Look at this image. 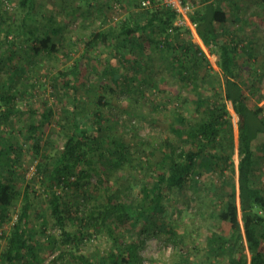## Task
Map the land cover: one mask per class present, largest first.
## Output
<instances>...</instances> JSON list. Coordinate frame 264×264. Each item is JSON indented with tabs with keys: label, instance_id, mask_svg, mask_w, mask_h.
Segmentation results:
<instances>
[{
	"label": "trees",
	"instance_id": "trees-1",
	"mask_svg": "<svg viewBox=\"0 0 264 264\" xmlns=\"http://www.w3.org/2000/svg\"><path fill=\"white\" fill-rule=\"evenodd\" d=\"M144 1L147 0H119L120 4L132 6L135 10L121 20L117 28L94 33L88 47L99 43L110 47L118 64L121 67L125 64L126 68L141 73L143 77L140 85L153 87L154 92L156 87L149 72L156 61V54L167 53L173 59L179 58V63L174 61L173 65L180 68V80L194 86L198 73L189 71V64L194 69L210 64L204 48L211 51L216 49L219 58L217 64L225 81V99L215 87L211 89L213 94L210 96L196 95L197 119H188L177 111V124H172L176 142L166 139L162 141V145L154 147L145 144L146 148H137V153L143 154L146 162V171L141 180L137 179L134 170L142 166L136 163L135 167V159L127 158L134 145L125 143L123 146L113 139V128L108 125L102 106L105 97L98 95L93 113H88L85 106L73 110L64 108L59 119H56L65 139L63 147L55 157L49 158L45 154L37 167L41 182L49 192L45 196L46 205L50 209L49 216L60 230L58 236H47V245L55 252L58 240L67 247L80 243L93 234L98 235L99 231L108 235L111 244L109 252L94 256L95 259L90 255L62 251L60 263L55 259L48 264H144L141 252L145 248L146 239L142 234L158 229L167 233L171 241L178 240L171 231L172 225L159 215L165 210L166 191L183 190L192 181L197 184L200 170L215 172L216 169L221 172V177L212 194L218 204L216 217L219 225L207 235L208 257L203 264H264V193L255 180L258 172L256 151L261 149L264 152V142L257 144L260 137H264V107L247 101L249 91L254 93L256 88L261 91L264 70L262 74H258L257 67L248 72L244 65L239 66L241 58L247 55L248 59L254 60L259 68L264 69V45L258 56L253 39L245 36V28L249 24L242 19V7L234 0H190L194 5L190 21L195 24L196 33L186 25H176L178 15L164 0H149L150 4L147 6L143 5ZM224 2L229 4L228 8L223 5ZM19 7L23 20L21 33L27 42H35L32 47L33 57L60 53L65 46L59 40L63 27L58 21L51 16L49 23L40 24L39 18L35 16L36 0H20ZM1 20L4 22V19ZM232 23H239V27L234 29V35L241 33L240 41L245 45L234 44L235 38H228L229 35L217 31L219 25L229 26ZM8 27L10 25L5 29L3 23L2 29L4 28L7 38L10 33ZM184 32L191 34L193 40L188 42L182 38ZM173 38L178 39V43H174ZM3 44L0 43V48ZM14 46V41H11L9 50H2L0 74L7 64L13 65L18 58ZM178 48H181V54L176 51ZM106 64L102 73L111 80L115 89H122L123 79L131 82L130 87L133 86L135 78L124 76V67ZM13 69L8 81H1L0 78V121L8 120L16 111V93L12 89V80L23 68L13 66ZM81 69V64H76L70 70L59 73V76L68 81L65 86L68 87L73 78H78ZM249 73H255V76ZM144 91H139V96L148 101ZM133 92L135 91L131 88L128 91L129 94ZM78 99L76 96L77 102ZM227 101L231 102L239 117L237 136L233 131ZM30 111L37 117H42L40 125L37 120L30 126L33 146L39 154L42 152L38 137L40 130H43V125L51 122L54 114L51 108H45L43 113L34 107ZM186 144L188 148L185 147ZM16 147L14 141L0 135V229L11 223L9 233L3 234L5 240L4 249L0 253V264H46L42 255L43 243L37 241L36 237L39 232H45L49 219L36 207V196L33 195L36 190H31L29 184L24 190L18 186L14 176L15 164L20 154ZM115 147L121 153L117 158L113 157ZM159 148L162 149L159 153L160 161L154 163ZM109 163L112 165H108ZM120 163H130L133 172L128 171V175L119 176L116 190L111 194L116 203H112L100 195V185L105 181L104 167L112 168L105 172L107 178L108 172L122 166ZM228 169L231 170L232 179L224 177V172ZM95 174L99 175L100 185L92 187L90 179ZM72 185L76 191L68 194L65 189ZM135 187L140 189L138 197L129 204L122 202L123 195L132 193ZM201 198L199 195L193 199L200 211L204 205ZM20 200L22 203L15 218L11 210ZM123 213H127L135 225V222L144 220L137 240H126L117 233L119 226L116 224V217ZM69 223H80V226L70 229ZM223 224L228 228L222 230L220 226Z\"/></svg>",
	"mask_w": 264,
	"mask_h": 264
},
{
	"label": "rangeland",
	"instance_id": "rangeland-1",
	"mask_svg": "<svg viewBox=\"0 0 264 264\" xmlns=\"http://www.w3.org/2000/svg\"><path fill=\"white\" fill-rule=\"evenodd\" d=\"M19 1L0 0V43H4V46L0 48V58L4 48L9 50V42L11 41H14V52L18 55L13 65L7 64L3 68L0 74L1 81L6 82V80H9L14 70L13 66L23 68L19 75L12 80V89L16 93L14 98L16 111L8 120L0 121V135L5 139L14 141L17 146V153L20 154L19 160L15 164L16 173L14 176L18 181V186L24 190L29 184L31 190H36L33 193L36 196L34 197L36 207L44 212L45 218L49 219L45 232H39L36 237L37 241L43 243L42 255L45 263L48 264L55 259L60 263L59 256L62 251L90 255L95 259L94 256L103 255V253L110 251L111 240L105 232L99 231L98 235L93 234L90 238L86 237L82 242L67 247L61 245L58 240V249L55 252L47 245V236L50 234L58 236L60 230L49 216L50 209L45 200V196L49 192L41 182L37 167L44 159L45 154H48L49 158L55 157L63 147L65 139L61 134L60 126L56 123L60 112L64 108L73 110L76 107L81 109L85 106L88 113H93L96 109L95 101L98 95L105 97L102 106H104V114L108 125L113 128V139L123 146L125 143L134 145L131 154H127V158L132 157L135 159V162H133L135 167H137L136 163L142 166L134 170L137 179L141 180V176L146 171V162L143 154L139 155L137 153V148H146L145 144L154 147L162 145V141L166 139H173L176 142L177 137L172 131V124H177V111L188 119H197L196 95L210 96L213 94L211 89L215 87L220 91L222 98L225 99V81L217 64L219 58L216 49L211 51L204 48L210 64H204V66L194 69L188 63V70L192 73L194 71L198 73V80L193 86V84H186L180 80V68L177 69L173 65L174 61L177 64L179 63V58L173 59L171 54L168 55L167 53L163 55L156 54V61L149 72L156 87V92H154L153 87L140 85V79L143 77L141 73L126 68L125 64V66L123 65L124 68L118 64L116 55L112 53L110 47L103 43L88 47L94 33L113 27L117 28L120 21L131 15L135 8L128 5L125 7L124 4H120L119 0H36L35 16L39 18L40 24L49 23L51 16L58 21V24L63 27L59 40L65 47L61 48V52L58 54H41L33 57L32 47L35 42H27L26 37L21 33L23 20ZM234 2L242 7V19L249 24L245 28V36L247 39H253L254 44H256V46L254 45L256 48L255 53L260 56L259 53H261L262 45H264V0H234ZM223 5L228 8L227 5L229 4L224 2ZM1 18L4 19V22ZM3 23L5 29L10 25L8 27V31H10L8 38L4 34V28L2 29ZM238 27L239 23H232L229 26L219 25L217 31L229 35L228 38H235L234 44L239 43L243 46L245 43L240 41L241 33L234 35V29ZM182 38H185L188 42L193 40L191 34L187 32L183 33ZM173 41L178 43V39L173 38ZM176 51H178V54L182 52L181 48ZM244 57L239 61V66L244 65L245 70L248 72L251 68L257 67L259 69L258 74L263 73L264 69L259 68L254 60L248 59L247 55H244ZM106 63L120 66L123 68L122 73L124 76L135 78L136 80L133 79V86L130 87L131 82L123 79L121 81L122 89H115L111 80L102 73L107 65ZM76 64H81V73L78 78H73L67 87L65 86V83L68 82L67 79L59 76V73L70 70ZM249 74L255 76V73ZM130 88L135 92L129 94ZM141 90H145L144 95L148 98V101L143 96H139ZM259 93L262 96H259ZM76 96L79 97V102L76 101ZM247 97L249 104L254 102L264 107V74L261 91L256 88L254 93L249 91ZM105 101L108 104H105L107 103ZM227 105L231 113L233 131L237 136L239 117L235 113L231 102L227 101ZM31 107L38 109L41 113L45 111V108H51L54 114L51 122L43 125V130H40L38 137L41 141L42 152L39 154L33 146L34 139L31 137L30 126L37 120V124L40 125L42 117L32 114ZM178 142L180 143L179 140ZM263 142L264 137L261 136L257 144L260 145ZM114 145L116 146L115 142ZM185 147L188 148V145L186 144ZM161 150H157L158 154L154 158V163L160 161L161 154L159 153H161ZM260 150L256 151L258 172L255 180L256 185L264 193V152ZM120 154L119 148L115 147L113 157L117 158ZM236 163L237 159H235ZM108 165H112V163ZM120 165L122 166L108 172L107 178L105 172L112 168L104 167L105 181L102 185H100L98 174L93 175L90 179L92 187L100 185V195L107 200L109 199L112 203H116V199L111 194L116 190L119 176L128 175V171L133 172L130 163H120ZM199 173L197 184L192 181L187 183L183 190L166 191L165 210L159 215L161 219L164 218L167 223L172 225L171 231L178 240L177 242L171 241L167 233L160 232L158 229L151 233L142 234L141 236L146 239L145 248L141 252L144 264H203L206 261L208 257L206 250L207 235L210 230L214 227L216 229L219 225L216 217L218 204L212 193L214 192V186L220 180L221 172L216 169L215 172L200 170ZM224 174V177L233 178L229 169ZM65 190L68 194L76 191L73 185L66 187ZM58 191L63 192L60 189ZM139 194V187H135L132 193L128 192L127 195H123L122 202L129 204ZM199 195L202 197V203L204 204L201 211L193 200ZM21 203L20 200V202L17 201L13 205L14 209L11 210V214L15 218ZM82 209H84L83 206ZM40 221H37L38 227ZM135 223L136 225L134 221L130 220L127 213L120 214L116 217V224L119 226L117 233L126 240H137L145 222L140 220ZM79 226L80 223H69L68 228L75 229ZM10 227L11 223L0 229V237H3L0 238V253L4 249L5 238L3 234L9 233ZM220 228L224 230L228 226L223 224Z\"/></svg>",
	"mask_w": 264,
	"mask_h": 264
},
{
	"label": "built area",
	"instance_id": "built-area-1",
	"mask_svg": "<svg viewBox=\"0 0 264 264\" xmlns=\"http://www.w3.org/2000/svg\"><path fill=\"white\" fill-rule=\"evenodd\" d=\"M164 3L176 11L178 15L176 25H186L196 33L195 24L190 21V15L194 12V5L190 0H164ZM149 4V0L143 2L144 6Z\"/></svg>",
	"mask_w": 264,
	"mask_h": 264
}]
</instances>
